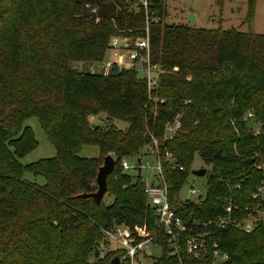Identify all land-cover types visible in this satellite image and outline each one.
I'll return each instance as SVG.
<instances>
[{"label":"trees","instance_id":"trees-1","mask_svg":"<svg viewBox=\"0 0 264 264\" xmlns=\"http://www.w3.org/2000/svg\"><path fill=\"white\" fill-rule=\"evenodd\" d=\"M148 1L146 17L130 0H96L93 13L78 0H0V264H89L87 255L109 264L122 254L94 258L101 228L146 225L153 234L144 181L120 168L122 159L132 160L150 144V135L158 140L171 208L184 222L222 215L225 198L243 218L245 207L264 209V36L167 25V0ZM248 3L251 23L253 0ZM146 27L150 62L164 71L151 92L155 103L135 69L112 63L105 76L77 68L100 63L111 37L141 38ZM177 113L183 114L181 131L162 141L164 125ZM247 113L252 119L244 120ZM98 116L104 125L89 121ZM30 117L56 154L23 165L19 160L37 146L24 126ZM86 145L96 146L99 156L79 157ZM195 154L210 168L207 190L181 201ZM108 155L115 161L106 192L113 203L78 198L96 191ZM25 174L44 184L28 182ZM259 188L262 197L252 200ZM160 241L157 264H177V258L210 264L208 255L195 259L184 245L178 257H168L164 237ZM209 243L228 254L225 264H264V224L251 233L212 230Z\"/></svg>","mask_w":264,"mask_h":264},{"label":"built area","instance_id":"built-area-1","mask_svg":"<svg viewBox=\"0 0 264 264\" xmlns=\"http://www.w3.org/2000/svg\"><path fill=\"white\" fill-rule=\"evenodd\" d=\"M131 8H142L146 17L149 7L148 0H130ZM145 34L141 38L129 39L125 45V54L118 55L116 62L119 68L135 69L140 77L145 81L149 93V99L155 103L156 98H151V92L158 87L159 77L164 74L157 65H153L149 58V39L147 27ZM111 64L103 67V75H108ZM160 103L163 100L159 101ZM185 104H189L187 101ZM152 114L156 112L152 110ZM252 119V114L247 113L244 120ZM183 114H175L166 122L163 128L162 141H172L182 129ZM255 131L258 133L259 126L255 125ZM151 142L140 150V153L131 159H122L120 168L123 173L142 178L144 171L149 184L144 181V194L147 205L153 210L155 232L151 234L147 226H135L132 229L126 225H112L107 228H101V240L95 247L98 251L99 259H103L109 252L119 251L122 256L119 258L128 264H157V259L149 251L151 247H160V237H164L167 247L168 257H178L181 245H184L185 252L193 258H199L202 255H208L210 264H225L229 257L222 252L216 243H209V237L212 230L234 229L251 233L259 224H264V209L258 204L255 207H245L246 217H241L240 207L232 202L230 198H225L223 214L207 220H193L190 223L184 222L176 211L171 208L168 194V185L165 181L162 168V161L159 155L158 140L150 135ZM152 159V160H151ZM166 161H173L171 154H165ZM179 171H183L179 167ZM236 189L241 185L237 184ZM191 195H197L195 189H190ZM203 196H198L202 198ZM262 197V188L252 195V200H258ZM198 229V231L196 230ZM182 242V243H181ZM177 264H184L180 258Z\"/></svg>","mask_w":264,"mask_h":264},{"label":"rangeland","instance_id":"rangeland-1","mask_svg":"<svg viewBox=\"0 0 264 264\" xmlns=\"http://www.w3.org/2000/svg\"><path fill=\"white\" fill-rule=\"evenodd\" d=\"M38 2L39 0H33ZM84 1L85 9H91V12L97 10L96 6H91V2L96 0H78ZM195 0H167L166 10L167 15L164 22L167 25L173 26H186L206 30H224L232 31L237 30L242 33L252 32L254 34L264 36V0H253V18L251 23L247 21V14L249 10V0H197L196 6L192 8ZM192 13L194 15V23H189L187 15ZM129 39L124 36H113L109 41L108 49L103 55V59L98 64L90 65V67L84 64H78L79 70H85L96 74L103 72V67L110 63H116L118 55L122 56L125 54V45ZM103 117H92L89 121L95 125H104ZM113 124L118 129L126 127L125 124L114 121ZM25 127L30 128L33 136L37 142V146L25 157L19 160L23 165L37 162L41 159L53 158L56 154L55 148L51 142L45 137L38 120L35 117L28 118L25 123ZM99 156L98 148L96 146H83L79 152V157L85 159H95ZM152 160V159H151ZM102 165V162H101ZM190 172L206 169L210 170L197 154H195L189 165ZM187 175L185 182L179 189L178 196L181 201L196 200L198 196H204L207 190V177H196L193 174ZM142 178L146 179V174L142 172ZM24 179L28 182L34 183L38 186L44 184V180L41 177H33L30 174H25ZM150 180L145 181V184H149ZM190 189H195L197 195H191ZM106 206L113 203V199L108 197L106 194L102 201ZM151 254L157 259L162 254V246L151 247L149 249ZM111 256V255H110ZM114 256H111V259ZM89 264H98V261H93L90 256H86Z\"/></svg>","mask_w":264,"mask_h":264},{"label":"water","instance_id":"water-1","mask_svg":"<svg viewBox=\"0 0 264 264\" xmlns=\"http://www.w3.org/2000/svg\"><path fill=\"white\" fill-rule=\"evenodd\" d=\"M197 0L194 1L192 8L196 6ZM188 22L194 23V15L192 13H189L187 15ZM115 166V161L111 156H106L103 158L102 165L98 168L95 183H96V191L90 194H80L77 197L81 199L89 198L91 199L96 205H99L101 201L103 200V197L105 196L107 192V178L111 173L113 172ZM191 174H193L196 177H202L205 175V169H199L192 171ZM98 257V251H94V258ZM109 264H120L119 257H114L111 259Z\"/></svg>","mask_w":264,"mask_h":264}]
</instances>
